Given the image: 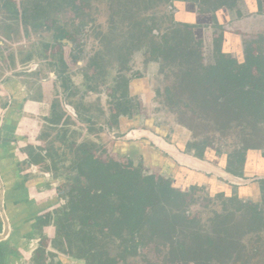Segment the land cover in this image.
<instances>
[{
  "label": "rangeland",
  "instance_id": "374dc122",
  "mask_svg": "<svg viewBox=\"0 0 264 264\" xmlns=\"http://www.w3.org/2000/svg\"><path fill=\"white\" fill-rule=\"evenodd\" d=\"M16 1L21 3V10H27L28 14H32L35 0ZM147 1L90 0L89 7L79 15L57 2L58 7L48 18L37 24L31 21L27 25L26 22L24 24L10 22L6 16H11V12L2 9L0 42H3L6 48L13 49L10 52L6 49L2 55L11 63L13 55L16 59L15 64L27 63L25 71L24 66L22 67L24 72L33 71L32 68L43 65L45 77H49L48 73L51 72L59 78H63L62 73L55 72L57 68L51 66L52 62L59 63V54L64 52L68 61L72 58L76 60L70 62V72L75 83L71 87V89L74 87L72 93L75 97L70 101L79 103L84 100L83 117L85 119L94 117L93 128L96 129V133L101 134L92 135L87 131V127L75 123V127H70L71 133L65 145L61 143L62 146L53 137L59 150V156L56 158L58 172L54 171L55 174L75 175L71 171L75 156L66 146L90 145L91 153L102 163L117 164L115 169L122 173L121 179L128 176L124 168H130L132 164L134 165L132 168L140 170L143 176H156L158 179L168 180L174 190L187 193L188 221L184 223L185 226L192 232L209 230L211 220H214L216 215L224 219L226 208L235 210L234 205L228 201L233 197H239L242 201L252 204L261 203L260 181L264 180V134L259 136L257 149L246 153L243 176L239 177L233 173L237 166L235 154L242 147L236 136H223L210 130L205 157L200 160L211 167L197 169L172 158L165 149L143 136L141 131L150 132L175 148L178 146L184 150L182 153L191 156L196 152L189 147L195 141L193 133L181 125L179 115L168 105V100L172 97V84L190 67L191 49L187 44L185 27L193 28L196 38L202 42L201 62L205 68L218 65L215 46L223 32V53L227 59L239 61L238 67L234 68L235 72L229 76L234 78L228 80L230 83L226 91L214 78H209L205 88L197 94L198 107L195 111L206 117V109L199 108L200 104L203 101L221 103L224 93L235 95L236 92L244 91L242 83L249 82V78L252 77L247 65L250 50L259 49L264 53V23H261V20L264 21L261 19V15H264V0H239L233 10H220L210 14H201L193 2L172 0L170 3L157 2V5L148 8ZM125 10L129 13H124ZM255 15L259 16L257 22L251 21V17ZM134 22L141 24L143 28L154 26L156 41L167 40L168 48L166 54L155 61L149 53L148 43L136 44L130 47L127 63L123 67L117 61V54L123 44L132 43L130 33ZM44 24H48L50 29L45 30ZM61 32H67L73 37L75 51L57 44L56 37ZM137 34L140 35V32ZM47 46H52L51 54L45 51ZM77 61L80 63L77 64ZM29 77L35 76L31 73ZM56 85L62 88L61 82ZM87 85H90V88L87 89ZM223 85L226 87V84ZM253 85V81H250L248 86ZM126 90L133 112L116 121L114 110ZM90 91L92 94H89ZM199 132L201 137L198 142L203 141V136L206 135L202 130ZM52 133L57 137L62 132ZM51 167L52 162L45 163L41 172L47 174ZM222 173L231 174L234 178H225ZM51 180L45 178L39 179V182H43L44 187L49 186L53 189L59 184V195L67 193L69 187L62 185L64 180L59 179L56 182ZM118 182L120 188L122 182L120 180ZM37 184L38 181H34L35 187ZM44 187L43 190H50ZM116 204L114 195L111 204L114 210L117 209ZM28 225L30 226V223ZM51 230H48L47 240L44 239L43 242L46 245L45 257L48 264H87L66 253V247L60 242L55 240L53 243ZM96 236L99 239L97 244L99 250L108 253L115 260V264H162L170 251L167 247L159 249L155 241L145 237L139 245L135 246L132 243L127 248L121 240L108 234L105 237L97 234ZM250 238H246L247 244ZM39 244V237L29 242L28 251L20 254L21 264H36L33 263V258L39 257L35 254ZM48 253L55 256H49Z\"/></svg>",
  "mask_w": 264,
  "mask_h": 264
},
{
  "label": "trees",
  "instance_id": "16d2710c",
  "mask_svg": "<svg viewBox=\"0 0 264 264\" xmlns=\"http://www.w3.org/2000/svg\"><path fill=\"white\" fill-rule=\"evenodd\" d=\"M58 1L60 0H35L32 5V19L36 21L48 18L57 8ZM62 1L78 15L85 12L90 2ZM183 1L195 3L201 14H210L220 10H233L239 0ZM157 2L170 3L172 0H148L146 5L150 8L157 5ZM124 13L129 12L125 10ZM184 31L191 49L190 67L172 84V97L168 100V105L179 115L181 125L193 133L195 141L189 147L196 151L199 158L204 156L210 140V130L223 136L238 137L242 147L235 154L237 166L233 173L242 177L246 153L257 149L259 136L264 134V53L259 49L250 50L247 65L252 77L249 82L242 83L241 87L245 90L236 92L235 95L224 93L221 103L203 101L199 107L206 109V117H203L195 111L198 107L197 94L202 92L209 78H214L226 91L230 83L228 80L234 78L229 76L233 75L234 68L239 64L234 59H227L223 53V32L215 46L218 65L205 68L201 62L202 42L196 38L193 28L185 27ZM131 32L132 43L123 44L117 54L119 65H126L128 51L136 44L148 43L149 53L155 61L166 54L168 42L165 39L156 41L154 26L143 28L141 24L134 22ZM66 39L74 40L67 32H63L58 38L59 44L63 45L61 42ZM250 81L254 83L251 87L248 86ZM128 105L126 90L122 104V112L125 114L129 112ZM200 130L206 135L203 136V141L198 142L201 137ZM116 165L103 164L94 155H86L77 165L79 175L89 177L97 186L89 195L82 189L72 201L75 207L90 210H69L59 222V236L67 244V253L87 264H115V260L108 253L99 250L97 245L99 239L96 234L101 237L109 234L121 240L127 248L132 243L139 245L144 237L155 241L159 249L169 248V255L162 264H264V180L260 181L261 203L252 204L233 197L228 201L234 205L235 210L226 208L224 219L216 215L211 220L209 230L192 232L184 224L188 221L187 193L174 190L170 181L157 179L155 176H143L140 170L132 168V164L130 168H124L128 176L121 179L122 173L117 172ZM118 180L122 182L118 195L116 194L120 201V210H104L110 207L107 196L112 189L116 193L114 185ZM99 191L103 193H98ZM247 237H251L249 244L245 242ZM45 253L43 249L42 257L36 260L37 264H47L44 260Z\"/></svg>",
  "mask_w": 264,
  "mask_h": 264
},
{
  "label": "flooded vegetation",
  "instance_id": "af4514ba",
  "mask_svg": "<svg viewBox=\"0 0 264 264\" xmlns=\"http://www.w3.org/2000/svg\"><path fill=\"white\" fill-rule=\"evenodd\" d=\"M0 2H3V4H0V10L11 12V16H6L10 22H21L23 24L26 22L25 25H27L31 21L37 24L44 20V18H40L34 21L32 19L33 11L30 15L26 12L27 10H21L22 5L16 0H1ZM58 2L62 6L66 5L62 0ZM67 7L74 11L72 7ZM251 19V21L257 22L259 16L255 15ZM261 19L264 20V15H261ZM261 23H264V21L261 20ZM43 28L45 30L50 29L48 24H44ZM62 33L56 37L57 44L60 47L66 46L70 50L75 51L76 48L73 47L74 40H62L61 43L63 45L59 44L58 38ZM67 35L72 37L69 33ZM51 48L52 46H47L45 51L51 54ZM6 49L9 52L13 50L6 48L4 43L0 42V264H21L22 258L20 254L27 252L29 242L31 243L37 237L40 238L39 247L35 250L36 257L39 256L37 259L42 257L43 249L47 251L43 242L44 239L47 240L46 234L49 229H52V242L54 243L55 240L60 242L68 251L67 244L63 243V239L59 236V222L69 210H90V208L75 207L72 201L73 198L81 193L82 189H84L85 194L89 195L94 192L97 186L91 182L89 177L79 175L76 169L86 155L88 157L94 155L95 159L101 162L95 154L91 153L90 145L82 144L76 146L75 144H70L66 146L75 156L71 168V171L75 173L74 176L54 173V171L58 172V161L56 158L59 156V150L56 147V141L65 145L71 133L70 127H75V123L87 127V131L92 135L99 136L101 132L96 133V129L93 128L95 126L94 117H86V119L83 117L82 105L84 100L81 98L83 102L79 101V103L70 101L75 97V94L72 93L74 87L71 89L74 86V76L72 77L70 72V62H75L74 58L68 61L65 53H60L59 63L55 64L51 61V66L57 68L54 71L62 73L61 77L63 78L55 77L51 72L48 73L49 77H45L46 71H44L43 65H37L32 68L34 69L33 71L24 72L27 63L17 62L15 64L14 55L11 58L12 63L8 62V59H5L2 55V52H6ZM8 56H10V53ZM28 58L29 56L26 60ZM77 62V64L80 63L79 61ZM23 66L24 71H22ZM13 67L16 68L13 69ZM31 73L35 77H29ZM60 82L62 88L56 85ZM88 88H90V85H87ZM89 94H92V91ZM29 104L33 106L31 111L27 109ZM122 104L123 97L118 100L114 110L116 121L122 116L130 115L133 112L130 105H128L129 112L127 114L123 113ZM53 131H61L62 133L57 138L52 133ZM53 137H55L56 141H54ZM176 148L184 152L178 146ZM191 156L197 157L195 153L191 154ZM48 162H52L51 172L49 171V173L45 174L41 172V168ZM109 164L113 165L115 163ZM45 178L52 179L51 182H56L59 179L64 180L62 185H68L69 190L66 194L59 195V184L56 189H53L49 186L44 187L43 182H39V179L43 180ZM104 178L107 179V177ZM97 179L96 177L95 180ZM34 181L39 183L36 187ZM118 184L119 182L117 181L114 185L115 190L121 188L118 187ZM42 187L45 189L50 188V190L45 191ZM98 193L103 192L99 191ZM116 194L118 195V191L115 194L113 189L110 191L109 196H107V203H109L110 207L104 210H114L111 204L113 196ZM117 195V209L115 210H120V201ZM29 223L30 226L28 225ZM48 255L55 256L49 253ZM37 259L34 257L33 263L37 264ZM44 260H46V257H44Z\"/></svg>",
  "mask_w": 264,
  "mask_h": 264
},
{
  "label": "water",
  "instance_id": "95a60500",
  "mask_svg": "<svg viewBox=\"0 0 264 264\" xmlns=\"http://www.w3.org/2000/svg\"><path fill=\"white\" fill-rule=\"evenodd\" d=\"M143 132L144 131H141L143 136L150 139L152 142L157 144L159 147L165 149L172 158L176 159L178 162L182 163L183 165H186L190 168H197V169L211 167L209 164H207L205 161L200 160L199 158L190 156L189 154L182 153L179 149L175 148L173 145L167 144L162 138L156 135H153L150 132H146V131L144 133ZM222 175L226 176L225 178H230V179L234 178V176H232L231 174L222 173Z\"/></svg>",
  "mask_w": 264,
  "mask_h": 264
},
{
  "label": "crops",
  "instance_id": "0c3cea01",
  "mask_svg": "<svg viewBox=\"0 0 264 264\" xmlns=\"http://www.w3.org/2000/svg\"><path fill=\"white\" fill-rule=\"evenodd\" d=\"M33 106L32 105H28V107H27V109H28V111H31V110H33V108H32Z\"/></svg>",
  "mask_w": 264,
  "mask_h": 264
}]
</instances>
